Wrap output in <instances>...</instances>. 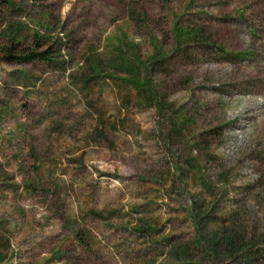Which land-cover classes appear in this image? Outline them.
<instances>
[{"label":"rangeland","instance_id":"374dc122","mask_svg":"<svg viewBox=\"0 0 264 264\" xmlns=\"http://www.w3.org/2000/svg\"><path fill=\"white\" fill-rule=\"evenodd\" d=\"M0 264H264V0H0Z\"/></svg>","mask_w":264,"mask_h":264},{"label":"trees","instance_id":"16d2710c","mask_svg":"<svg viewBox=\"0 0 264 264\" xmlns=\"http://www.w3.org/2000/svg\"><path fill=\"white\" fill-rule=\"evenodd\" d=\"M187 34V33H186ZM33 57H36V58H38V57H40V58H42V59H48V57H47V55H46V53L45 52H40V53H30L28 56H26V58H33ZM129 69V67L127 66L126 67V70H128ZM131 69V68H130Z\"/></svg>","mask_w":264,"mask_h":264}]
</instances>
